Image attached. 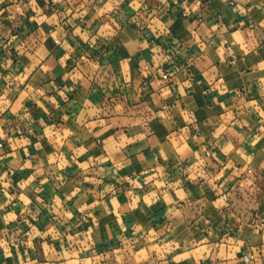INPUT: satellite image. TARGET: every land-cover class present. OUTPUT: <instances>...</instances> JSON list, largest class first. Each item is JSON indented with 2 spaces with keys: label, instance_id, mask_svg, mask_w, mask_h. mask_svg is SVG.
<instances>
[{
  "label": "crops",
  "instance_id": "obj_1",
  "mask_svg": "<svg viewBox=\"0 0 264 264\" xmlns=\"http://www.w3.org/2000/svg\"><path fill=\"white\" fill-rule=\"evenodd\" d=\"M0 141V264H264V0H0Z\"/></svg>",
  "mask_w": 264,
  "mask_h": 264
},
{
  "label": "built area",
  "instance_id": "obj_2",
  "mask_svg": "<svg viewBox=\"0 0 264 264\" xmlns=\"http://www.w3.org/2000/svg\"><path fill=\"white\" fill-rule=\"evenodd\" d=\"M170 76H171V74H170L169 72H165V73L162 75V78L165 79V80H167V79L170 78ZM151 82H152V79L149 78V80L147 81V83H148V84H151ZM171 107H172L171 104H168V103H162L161 106H160V109H161L162 111H169V110L171 109ZM2 145H3V144H2V142L0 141V147H2ZM247 171H248L249 174H253L255 177H257L258 175H260V176L263 175V173L255 172V171L253 170V168H249ZM257 180H258V178L253 179V182H252V184H251V187L254 188V187L256 186L255 184H256ZM116 192H117V189H116V188H115L114 190H112V193H116ZM208 222L210 223V220H208ZM262 225H264V223H263V222H260L259 224H257V227L262 226ZM14 239L18 241V238H17V237H15ZM255 259H256V256H255V254H253V253H252V254H245V255L243 256V260H244L245 263L251 262V261H253V260H255Z\"/></svg>",
  "mask_w": 264,
  "mask_h": 264
}]
</instances>
